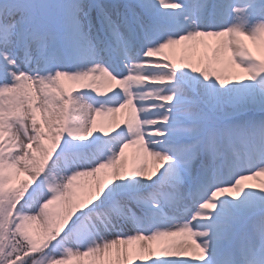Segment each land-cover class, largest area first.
<instances>
[{
  "label": "snow or ice",
  "instance_id": "1",
  "mask_svg": "<svg viewBox=\"0 0 264 264\" xmlns=\"http://www.w3.org/2000/svg\"><path fill=\"white\" fill-rule=\"evenodd\" d=\"M262 177L264 0H0V264H264Z\"/></svg>",
  "mask_w": 264,
  "mask_h": 264
},
{
  "label": "rangeland",
  "instance_id": "2",
  "mask_svg": "<svg viewBox=\"0 0 264 264\" xmlns=\"http://www.w3.org/2000/svg\"><path fill=\"white\" fill-rule=\"evenodd\" d=\"M131 151H132V150H129V152H131ZM261 180H264V177H262ZM254 183H255V184H258L259 181H254L253 184H254Z\"/></svg>",
  "mask_w": 264,
  "mask_h": 264
},
{
  "label": "bare ground",
  "instance_id": "3",
  "mask_svg": "<svg viewBox=\"0 0 264 264\" xmlns=\"http://www.w3.org/2000/svg\"><path fill=\"white\" fill-rule=\"evenodd\" d=\"M254 181H248L247 183H253ZM255 184V183H254Z\"/></svg>",
  "mask_w": 264,
  "mask_h": 264
}]
</instances>
